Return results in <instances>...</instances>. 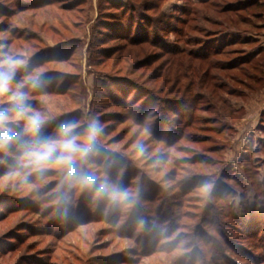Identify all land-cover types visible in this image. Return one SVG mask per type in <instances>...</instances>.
Returning <instances> with one entry per match:
<instances>
[{"label":"rangeland","instance_id":"rangeland-1","mask_svg":"<svg viewBox=\"0 0 264 264\" xmlns=\"http://www.w3.org/2000/svg\"><path fill=\"white\" fill-rule=\"evenodd\" d=\"M37 1L0 0V45L44 82L27 103L47 117L45 134L98 118L101 154L85 167L132 202L62 188L59 168L41 175L17 166L15 148L0 153V264H264V0L20 6ZM105 22L149 42L112 38ZM26 75L20 69L12 88ZM117 78L134 84L130 105L144 95L135 108L108 96ZM152 97L167 105L155 104L143 125L129 118ZM181 108L193 114L188 128L178 125ZM157 187L166 192L150 200Z\"/></svg>","mask_w":264,"mask_h":264},{"label":"clouds","instance_id":"clouds-1","mask_svg":"<svg viewBox=\"0 0 264 264\" xmlns=\"http://www.w3.org/2000/svg\"><path fill=\"white\" fill-rule=\"evenodd\" d=\"M20 69L27 75L13 89ZM43 86L41 74L29 72L26 61L9 55L0 45V97H7V106H0V153L8 154L10 149L15 148L18 167L41 175L46 169L57 167L61 170L60 187L66 186L69 190L73 187L87 189L99 200L108 201L111 205L127 206L132 201L126 190L107 176L100 178L85 167L101 154L98 138L104 130L100 120L93 118L82 128L78 121H62L51 133L45 134L47 117L27 103L29 92ZM21 121L24 122L23 129L17 131ZM136 151L138 156H145L143 145H137ZM159 163L158 160L154 161V166ZM67 200L65 192V203Z\"/></svg>","mask_w":264,"mask_h":264},{"label":"trees","instance_id":"trees-1","mask_svg":"<svg viewBox=\"0 0 264 264\" xmlns=\"http://www.w3.org/2000/svg\"><path fill=\"white\" fill-rule=\"evenodd\" d=\"M37 1V0H36ZM50 2L48 1V0H39V1H37V2H33V3H30V4H21L20 6H22V7H24V6H34L35 8H37V7H40V5H47V4H49ZM116 21V20H115ZM121 22V21H120ZM104 25L106 26L107 25V27L109 28V30H111L112 32H113V34H111V36H112V38H113V35H114V38H125V39H127L128 41H130V42H141V41H143V42H149V36L148 35H144V36H142L141 34L140 35H138V36H136V37H134V38H132V37H129V36H126L125 34H124V31H125V27H124V25L122 24V23H116V22H114V23H110V22H105L104 23ZM42 54L41 55H43L44 53L43 52H41ZM40 55V56H41ZM198 56H200V57H205V58H208V56H206V55H204V53H203V56H201V54H199ZM52 57V56H51ZM51 57H49V58H51ZM53 58L54 57H52L51 59L53 60ZM55 58H57V59H60L61 57H55ZM54 58V59H55ZM64 58V57H63ZM45 60L46 59H44V60H42L41 61V63H43V61L45 62ZM60 60H62V59H60ZM66 60V59H65ZM48 61H50V60H48ZM116 79V78H115ZM118 79V81H119V85H117V87H116V90L114 91V93L113 94H109L108 96H110V97H112V99L114 100V101H116V103L118 104V105H120V106H124V107H130V106H132L133 108H135L136 106H137V103H135L136 101V99H138V101H140V100H142L143 98H142V96H144L143 94L142 95H138L135 99H134V101H133V103H131V105H130V103H128V99H129V95L131 94V91H129L130 90V88L131 87H133L134 86V84L132 83V81H130V80H128V79H124V78H122V79H120V78H117ZM147 94H148V96H149V94H150V92H146ZM149 98V97H148ZM152 100L151 101H149L148 100V102H147V104H146V106H144V108H142V109H139V110H136V109H132L131 111H130V113H129V118H132L133 120H135L136 122H138V123H141V125H143L144 123H146V121L147 120H145L146 118H147V114H148V112H150V110L153 108V109H155L156 108V106H155V104H160V103H162V105H164V106H166L167 105V103H165V101H163V100H161V99H156L155 97H152L151 98ZM153 103H154V105H153ZM153 105V106H152ZM184 107V106H183ZM152 109V110H153ZM140 111H143V113H144V116H143V118L142 117H139L140 115L138 114L137 115V112H139L140 113ZM177 114V116H179L180 117V120H179V122L180 123H178V125L179 126H181L182 128H188V127H190L191 125H193V119H194V117H193V114H192V112H190V111H188V110H184V108H181V109H179V110H177V112H176ZM143 119V120H142ZM184 120H187L186 122H184ZM155 135H157V136H159V137H161V134L159 133H155ZM162 137H163V135H162ZM199 138L198 137H196L195 138V141L194 142H197V140H198ZM196 160V159H195ZM117 169V168H116ZM190 186V185H189ZM188 189H190V188H187V187H185L184 186V188H182V191H180V195L182 196V194L184 193V192H186ZM161 192H166L164 189H162V187L161 188H159V187H157V188H155L154 190H150V192H146L147 193V196H149V198H150V200H151V194L153 193L155 196H157V195H159ZM191 201H193V200H191ZM212 206L211 205H208L207 207H206V210L207 209H210V211L212 210ZM206 212V211H205ZM176 217L178 218V219H180L181 218V215H177V216H175L174 217V219H176ZM202 220H204L205 222H206V220H208V222L210 223L209 224V228H207V229H205L204 231H210L211 230V228H213V223H212V221L209 219V218H207V215H206V219H202ZM202 220L200 221L201 222V224H202ZM219 222V221H218ZM217 222V223H218ZM212 223V224H211ZM195 230L196 231H198L199 232V230L200 229H198L197 227H195ZM201 231V230H200ZM211 236V234L208 236V237H210ZM212 237V236H211Z\"/></svg>","mask_w":264,"mask_h":264}]
</instances>
